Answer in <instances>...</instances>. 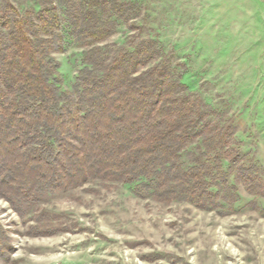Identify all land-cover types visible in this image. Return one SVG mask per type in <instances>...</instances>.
<instances>
[{"label":"rangeland","instance_id":"rangeland-1","mask_svg":"<svg viewBox=\"0 0 264 264\" xmlns=\"http://www.w3.org/2000/svg\"><path fill=\"white\" fill-rule=\"evenodd\" d=\"M79 1L0 0V40L19 27L39 41L61 34L63 49L51 53L61 90L72 89L89 48L107 61L121 47L156 42L160 56L139 70L166 58L216 125L207 135L225 131L226 147L239 155L223 160L222 173L238 198L201 208L97 178L33 198L0 187V264H264V0H118L126 18L92 45L70 35L68 13ZM53 14L55 36L43 32ZM205 150L202 137L191 141L183 165Z\"/></svg>","mask_w":264,"mask_h":264},{"label":"trees","instance_id":"trees-1","mask_svg":"<svg viewBox=\"0 0 264 264\" xmlns=\"http://www.w3.org/2000/svg\"><path fill=\"white\" fill-rule=\"evenodd\" d=\"M77 5L68 23L70 35L86 41L82 45L104 40L117 19L126 18L118 0ZM58 17L43 18L45 34L55 36L49 29L58 27ZM37 37L19 27L7 45L0 40L6 45L0 48V187L6 193L33 198L36 191L97 178L153 188L201 208L220 206L218 198L237 200L222 173L223 160L233 164L239 155L226 147L225 131L207 135L216 125L190 99L166 58L139 70L160 56L156 42L121 47L107 61L89 48L72 89L61 90L51 53L63 49V36ZM200 137L205 158L184 166L182 152Z\"/></svg>","mask_w":264,"mask_h":264}]
</instances>
